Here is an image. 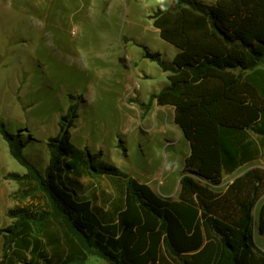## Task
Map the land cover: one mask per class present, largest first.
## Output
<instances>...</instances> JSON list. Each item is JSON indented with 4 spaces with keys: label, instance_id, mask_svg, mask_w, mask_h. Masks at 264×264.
<instances>
[{
    "label": "trees",
    "instance_id": "1",
    "mask_svg": "<svg viewBox=\"0 0 264 264\" xmlns=\"http://www.w3.org/2000/svg\"><path fill=\"white\" fill-rule=\"evenodd\" d=\"M151 19L177 49L171 62L145 52L168 80L151 100L174 108L189 144L177 198L74 145L75 105L49 139L43 167L0 121L25 170L7 177L28 200L7 212L0 264H88L91 256L108 264H264L254 232L256 225L264 235V167L251 165L264 153V0H172ZM83 179L107 184L88 197Z\"/></svg>",
    "mask_w": 264,
    "mask_h": 264
},
{
    "label": "rangeland",
    "instance_id": "2",
    "mask_svg": "<svg viewBox=\"0 0 264 264\" xmlns=\"http://www.w3.org/2000/svg\"><path fill=\"white\" fill-rule=\"evenodd\" d=\"M171 1L0 0V121L26 143L27 156L46 165L47 143L75 105L74 145L100 152L101 159L159 195L177 198L189 144L174 122V108L151 100L168 80L145 56L158 53L171 62L177 52L151 19ZM251 165L264 167V153ZM24 171L0 134V229L12 221L9 209L28 203L19 200L18 185L7 177ZM82 182L88 197L107 184ZM258 208L259 203L255 221ZM254 232L264 250L256 225ZM88 264L108 263L91 256Z\"/></svg>",
    "mask_w": 264,
    "mask_h": 264
},
{
    "label": "crops",
    "instance_id": "3",
    "mask_svg": "<svg viewBox=\"0 0 264 264\" xmlns=\"http://www.w3.org/2000/svg\"><path fill=\"white\" fill-rule=\"evenodd\" d=\"M239 174H240V172L232 174V176H231L229 179H227L226 182H231V180H232L235 176H237V175H239ZM263 237H264V235H263ZM255 240H256V238H255ZM256 244H257V241H256ZM261 251H264V250H261Z\"/></svg>",
    "mask_w": 264,
    "mask_h": 264
},
{
    "label": "water",
    "instance_id": "4",
    "mask_svg": "<svg viewBox=\"0 0 264 264\" xmlns=\"http://www.w3.org/2000/svg\"><path fill=\"white\" fill-rule=\"evenodd\" d=\"M185 173V172H184Z\"/></svg>",
    "mask_w": 264,
    "mask_h": 264
}]
</instances>
